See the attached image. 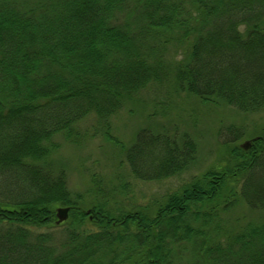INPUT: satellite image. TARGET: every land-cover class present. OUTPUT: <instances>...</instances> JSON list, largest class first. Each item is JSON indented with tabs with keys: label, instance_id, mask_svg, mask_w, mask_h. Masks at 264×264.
Returning a JSON list of instances; mask_svg holds the SVG:
<instances>
[{
	"label": "trees",
	"instance_id": "obj_1",
	"mask_svg": "<svg viewBox=\"0 0 264 264\" xmlns=\"http://www.w3.org/2000/svg\"><path fill=\"white\" fill-rule=\"evenodd\" d=\"M153 85L264 109V0H0V264H264V129L248 149L231 130L216 164L147 203L126 184L72 193L55 153L90 117L139 180L196 163L188 129L113 134ZM240 203L257 214L225 217Z\"/></svg>",
	"mask_w": 264,
	"mask_h": 264
},
{
	"label": "rangeland",
	"instance_id": "obj_2",
	"mask_svg": "<svg viewBox=\"0 0 264 264\" xmlns=\"http://www.w3.org/2000/svg\"><path fill=\"white\" fill-rule=\"evenodd\" d=\"M153 123H157L160 130L173 126L191 131L198 142L199 154L196 163L188 171L160 181L147 182L137 179L119 145L102 134L91 136L96 118L90 117L81 123L82 131H88L90 136L79 143L64 142L55 153V160L63 162L66 167L68 185L72 193L87 192L93 181L99 182L107 194L126 184L125 190L133 202L147 203L155 196L164 194L216 164L223 148L219 141L227 139L231 130L244 126L241 132L243 138L239 143L248 139L251 131H263L264 109L243 113L226 104L202 102L186 94L179 96L165 86L153 85L143 93L140 105L126 107L113 117L112 132L121 143L129 145L139 127ZM240 204L238 211L227 213L225 217L235 215L236 218L242 217L239 221L245 222L257 214L255 211H249L243 203ZM243 213L248 217L245 221ZM54 230L59 236L60 231Z\"/></svg>",
	"mask_w": 264,
	"mask_h": 264
},
{
	"label": "water",
	"instance_id": "obj_3",
	"mask_svg": "<svg viewBox=\"0 0 264 264\" xmlns=\"http://www.w3.org/2000/svg\"><path fill=\"white\" fill-rule=\"evenodd\" d=\"M258 136L254 137L253 139H257ZM252 144V139H247L243 143H241V146L245 149H248L250 145ZM69 211L70 207L69 206H59L56 209V216H57V223H61L65 220L68 219L69 217Z\"/></svg>",
	"mask_w": 264,
	"mask_h": 264
}]
</instances>
